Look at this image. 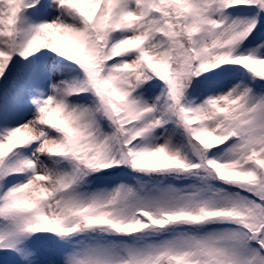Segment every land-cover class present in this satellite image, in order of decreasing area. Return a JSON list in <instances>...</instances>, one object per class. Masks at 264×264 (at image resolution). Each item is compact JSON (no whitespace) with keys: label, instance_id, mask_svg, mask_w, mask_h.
<instances>
[{"label":"snow or ice","instance_id":"obj_1","mask_svg":"<svg viewBox=\"0 0 264 264\" xmlns=\"http://www.w3.org/2000/svg\"><path fill=\"white\" fill-rule=\"evenodd\" d=\"M0 264H264V0H0Z\"/></svg>","mask_w":264,"mask_h":264}]
</instances>
